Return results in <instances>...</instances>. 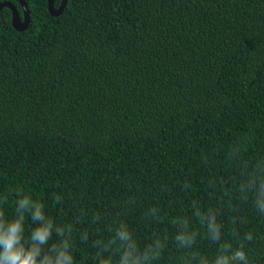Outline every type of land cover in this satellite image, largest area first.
Here are the masks:
<instances>
[{"label": "trees", "instance_id": "obj_1", "mask_svg": "<svg viewBox=\"0 0 264 264\" xmlns=\"http://www.w3.org/2000/svg\"><path fill=\"white\" fill-rule=\"evenodd\" d=\"M24 1L23 32L0 11V222L26 248L50 225L38 264H264V0Z\"/></svg>", "mask_w": 264, "mask_h": 264}, {"label": "clouds", "instance_id": "obj_2", "mask_svg": "<svg viewBox=\"0 0 264 264\" xmlns=\"http://www.w3.org/2000/svg\"><path fill=\"white\" fill-rule=\"evenodd\" d=\"M27 203L28 201L24 200L21 205L24 206ZM35 216H41L39 208L36 209ZM23 231L22 223L19 220L8 224L6 227L4 223L0 222V264H38L39 245L47 243L51 235L50 225L45 224L31 233L33 243L30 248H26L22 243ZM121 237L127 239L123 233ZM249 239H251V236H249ZM232 259L240 261L242 264H249L246 253L243 250H237L233 254ZM42 264H71V259L61 254L55 261L46 259ZM217 264H228V260L226 258L219 260Z\"/></svg>", "mask_w": 264, "mask_h": 264}, {"label": "water", "instance_id": "obj_3", "mask_svg": "<svg viewBox=\"0 0 264 264\" xmlns=\"http://www.w3.org/2000/svg\"><path fill=\"white\" fill-rule=\"evenodd\" d=\"M15 1L21 7V10L23 13L22 18L19 16V13H18L16 7L10 2L0 3V11L3 8L9 9L11 11V25H12L13 29L17 32H23L29 26V22H30L29 11L27 9V5H26V2L24 0H15ZM53 1L54 0H47V9H48L50 16L58 17L63 13L64 8H65L68 0H62L60 6L57 9L54 8Z\"/></svg>", "mask_w": 264, "mask_h": 264}]
</instances>
